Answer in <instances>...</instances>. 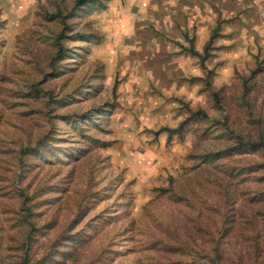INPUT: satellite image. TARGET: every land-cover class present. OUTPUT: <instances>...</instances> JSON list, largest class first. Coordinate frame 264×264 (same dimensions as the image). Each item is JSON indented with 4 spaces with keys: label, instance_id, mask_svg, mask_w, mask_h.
<instances>
[{
    "label": "rangeland",
    "instance_id": "obj_1",
    "mask_svg": "<svg viewBox=\"0 0 264 264\" xmlns=\"http://www.w3.org/2000/svg\"><path fill=\"white\" fill-rule=\"evenodd\" d=\"M75 4L0 0V264H264V0Z\"/></svg>",
    "mask_w": 264,
    "mask_h": 264
},
{
    "label": "trees",
    "instance_id": "obj_2",
    "mask_svg": "<svg viewBox=\"0 0 264 264\" xmlns=\"http://www.w3.org/2000/svg\"><path fill=\"white\" fill-rule=\"evenodd\" d=\"M97 0H76V4L75 6H80V5H84L86 3H91V2H95ZM213 36L214 35H211L209 37V40L207 42V45L205 46V48H203V53L206 54V51H207V46L209 45V43L211 42V40L213 39ZM62 51V48L59 46V44H57V57L60 55ZM189 53L191 56H195V57H198L200 59V62L203 61V58L195 51H193L192 49H189ZM202 65V64H201ZM24 264V263H23Z\"/></svg>",
    "mask_w": 264,
    "mask_h": 264
}]
</instances>
